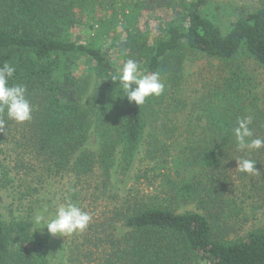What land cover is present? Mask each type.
I'll list each match as a JSON object with an SVG mask.
<instances>
[{"label": "trees", "instance_id": "obj_1", "mask_svg": "<svg viewBox=\"0 0 264 264\" xmlns=\"http://www.w3.org/2000/svg\"><path fill=\"white\" fill-rule=\"evenodd\" d=\"M103 1L0 0V67L9 62L16 68L9 84L25 85L32 107V119L24 123L9 119L6 110L0 113V142L11 161L8 168L0 165V184L14 182L17 201L29 203L25 216H0V264H61L48 235L33 222L47 194L83 210L102 204L98 220L67 241L66 264H264V230L226 239L229 228L218 216L232 204L223 199L232 191L225 170L238 148V116L230 105L218 110L214 101H205L203 113L191 112L185 121L196 127L188 133L191 139L172 156L177 136L168 103L188 54L223 64L244 57L264 69V3L223 24L209 0H172L174 17L155 45L146 46L133 20L142 4L156 0L133 1L120 8L123 20L107 14L99 23V43L71 40L80 12ZM129 58L140 64L141 75L159 71L162 95L140 106L129 102L112 80ZM81 60L89 66L87 76L74 74ZM238 79L232 68L218 87L225 100L236 101L228 96L238 92ZM252 110L249 127L258 129L253 138L264 139L262 114ZM152 178L158 186L148 193L134 186ZM190 202L205 214L177 213L178 205Z\"/></svg>", "mask_w": 264, "mask_h": 264}, {"label": "rangeland", "instance_id": "obj_2", "mask_svg": "<svg viewBox=\"0 0 264 264\" xmlns=\"http://www.w3.org/2000/svg\"><path fill=\"white\" fill-rule=\"evenodd\" d=\"M133 1H143L142 3H144L151 2L152 0H104L103 2L105 3H102L101 7L89 8L80 12L81 25L72 29L70 39L73 41L77 40L81 43H99L101 40V35L97 31L100 27L99 23L107 14H114L118 16L120 20H123L119 13L120 8ZM209 3V9L217 14L224 24V22L232 19L236 12H250L260 8L264 0H209ZM171 7L172 0H156L152 4H142L141 7L138 8V17L133 20V23H135V27L140 32H143L146 46L155 45V40L162 36V32L166 25L174 17ZM88 67L89 66L81 60L74 74L79 76L86 74L87 76ZM232 68H237L239 72L238 92H236L234 96L228 97H235L237 98L236 101L231 98L225 100L224 95H222L223 92L221 91L220 93V89H218L219 86L223 85V80L230 75ZM175 89H173V91H175L173 92L172 100L168 101L171 105L169 111L170 118L176 124L173 130L177 136L174 143L175 150L172 156H176V154L179 155V149L184 146L185 139H191V137H187L188 133L196 127H192L189 124L185 125V121L191 112V117L198 113L201 115L204 110L205 101H214L218 110L225 108L226 105H230L231 108L229 110L235 112L234 115L236 114L238 118L244 117L243 111L246 113V116H250L254 113L252 109H258L262 114V118L259 120L260 127L264 128V69L251 59L241 57L232 63L223 64L217 60L208 59L201 55L188 54L184 57V61L180 65L178 84L175 86ZM216 101H219L218 105ZM231 111L228 112L231 113ZM238 111L242 112L238 113ZM211 112H214V110ZM223 113L225 114L227 111ZM194 119L196 120V117ZM205 121L206 119H201V125H204ZM197 130L199 133L203 132L202 128ZM252 131L253 134L258 133V129H253ZM3 151H5V147L0 142V165L4 164L5 167L8 168L9 162L11 161L5 158ZM242 157L258 160L260 163L255 166L258 172L255 174H248L239 171L237 169L238 165L236 160ZM233 158V163L229 164L225 170V175H229L228 179H230L228 181V186H232L230 195L225 196L223 199L227 200L229 203L232 202V204H228L226 208L227 212H225V214L229 216L225 217L223 209L218 213V216L221 218V226L223 227L226 225L229 228L225 236L226 239L244 237L253 230H264V153L256 154L253 150L245 149L241 151L237 148V152L233 154ZM143 168L144 167H141V169ZM137 169L138 165L136 163L133 169L134 172L130 174V178H125L126 189L132 185L133 176ZM3 170L4 169L1 171ZM8 175L10 178L14 176L13 173L6 174V176ZM172 177L176 181L178 180L174 171H172ZM0 179H2L1 173ZM155 182L156 179L152 178L150 183L146 180H142L139 184L134 186L148 193L154 186H158V183ZM148 186L151 187L148 188ZM13 188H15L14 182H12L11 185H4V187L0 184V216L3 217V219H8L11 215H15L16 217L26 215V209L29 203H25V201L23 203L18 202L17 198L19 194L17 190L13 191ZM51 190L53 192L58 191L56 187ZM87 203L88 202L85 201L84 205ZM59 205L60 202L56 198H53L51 194L43 196L33 213V220L34 216L42 212L45 208L48 209L47 213H45L46 218H51ZM89 205H91V207H87L86 205V207H83L85 211L92 215V221L90 223L92 224L98 220L97 218L102 209V204ZM183 212H196L202 214L203 210L198 208L196 203L190 202L177 206V213ZM222 222H224L225 225H223ZM36 228H39L44 234L48 235L50 247L58 254V259L62 261L61 264H66V262H64L66 258L62 257L64 247L67 241H70L71 238H76L77 234L72 237L71 235L67 237L60 235L54 236L48 233L46 227L42 229V226L36 225ZM78 242L79 241H77V243Z\"/></svg>", "mask_w": 264, "mask_h": 264}, {"label": "clouds", "instance_id": "obj_3", "mask_svg": "<svg viewBox=\"0 0 264 264\" xmlns=\"http://www.w3.org/2000/svg\"><path fill=\"white\" fill-rule=\"evenodd\" d=\"M16 68L9 62H4L0 67V113L7 112L9 119L17 123H24L32 119V107L26 97L27 88L22 84L10 85L9 81L13 77ZM141 66L134 59H127L123 67L117 74L112 76L113 81H118L125 92V97L129 102L136 105H143L150 97H159L165 90V84L161 80L159 71L145 73L141 75ZM251 116L238 118L237 126L233 133L239 150H259L264 148V139L253 138V131L249 127L252 123ZM4 121L0 119V127ZM237 169L248 174H255L256 161L247 158H239ZM45 208L42 212L34 216V224L47 228L51 235L70 236L77 232L85 231L92 221V215L83 210L71 200H66L60 204L51 218H46Z\"/></svg>", "mask_w": 264, "mask_h": 264}]
</instances>
